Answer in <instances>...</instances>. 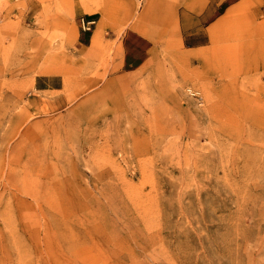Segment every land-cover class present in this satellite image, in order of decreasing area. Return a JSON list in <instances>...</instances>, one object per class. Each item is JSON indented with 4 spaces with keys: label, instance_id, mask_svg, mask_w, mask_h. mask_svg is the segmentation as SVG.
<instances>
[{
    "label": "rangeland",
    "instance_id": "1",
    "mask_svg": "<svg viewBox=\"0 0 264 264\" xmlns=\"http://www.w3.org/2000/svg\"><path fill=\"white\" fill-rule=\"evenodd\" d=\"M70 2L0 0V264H264V46L78 48Z\"/></svg>",
    "mask_w": 264,
    "mask_h": 264
},
{
    "label": "crops",
    "instance_id": "2",
    "mask_svg": "<svg viewBox=\"0 0 264 264\" xmlns=\"http://www.w3.org/2000/svg\"><path fill=\"white\" fill-rule=\"evenodd\" d=\"M70 3L71 8L60 13V21L75 20L80 15L95 20L87 34L88 44L79 42L78 48H90V40L92 45L96 41L93 34L96 30L103 33L106 41L112 40L115 30L127 22L122 48L166 45L173 48L174 45L204 50L222 48L225 39L232 37L246 38L254 48L264 46V0H143L144 9L135 16V0H71ZM80 35L78 31L77 40ZM130 37L140 39L142 45L127 44ZM125 57L123 67L131 66L134 58L127 61Z\"/></svg>",
    "mask_w": 264,
    "mask_h": 264
},
{
    "label": "built area",
    "instance_id": "3",
    "mask_svg": "<svg viewBox=\"0 0 264 264\" xmlns=\"http://www.w3.org/2000/svg\"><path fill=\"white\" fill-rule=\"evenodd\" d=\"M94 20L93 19H88L85 17H80L79 19V24L82 30H89L90 27L93 25Z\"/></svg>",
    "mask_w": 264,
    "mask_h": 264
}]
</instances>
